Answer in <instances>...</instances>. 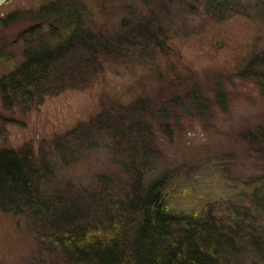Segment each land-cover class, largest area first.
I'll list each match as a JSON object with an SVG mask.
<instances>
[{
	"label": "rangeland",
	"instance_id": "1",
	"mask_svg": "<svg viewBox=\"0 0 264 264\" xmlns=\"http://www.w3.org/2000/svg\"><path fill=\"white\" fill-rule=\"evenodd\" d=\"M42 1L6 0L0 6V48L5 52L0 76L19 59V35L32 24L1 21L13 11L34 10ZM134 1L125 3L135 12L143 10V18L151 22L149 30L166 37V50L150 58L145 54L150 46L143 49L136 26L119 30L116 19H98L99 25L107 24L115 54L102 73L90 87L47 96L30 112H15L14 119L0 109V143L14 150L30 144L51 159L58 173L89 184L105 170L120 177L117 163L105 153V134L66 137L106 109L128 125L132 118L158 125L155 131L146 129L144 136L151 139L155 133L163 139L154 174L165 171L168 209H211L219 216H233L232 207L242 211V204H263L261 158L256 161L258 155L244 136L264 122V0ZM220 11L229 14L217 20ZM140 98L148 100L145 112L134 105ZM166 124L170 130L159 128ZM34 252L25 219L0 212V264H28Z\"/></svg>",
	"mask_w": 264,
	"mask_h": 264
},
{
	"label": "trees",
	"instance_id": "2",
	"mask_svg": "<svg viewBox=\"0 0 264 264\" xmlns=\"http://www.w3.org/2000/svg\"><path fill=\"white\" fill-rule=\"evenodd\" d=\"M104 3L118 7L107 10ZM132 7L125 0H43L34 10L1 19L4 25L32 24L19 35V59L0 76V109L14 119L15 112L28 113L47 96L90 87L115 55L107 24L99 25L98 19H116L119 30L136 26L143 49L150 46L144 49L150 58L164 52L166 37L149 30L143 10ZM216 14L220 20L229 13ZM134 105L145 112L149 103L140 98ZM129 124L102 109L67 132L66 137L81 138L100 132L109 140L104 150L121 176L105 170L90 184L58 173L30 144L14 150L0 143V212L25 219L35 249L28 264H264V202L242 204V211L232 207L233 216L168 209L167 176L154 174L163 139L144 136L157 124L138 118ZM159 128L170 130V125ZM244 138L264 171V122Z\"/></svg>",
	"mask_w": 264,
	"mask_h": 264
},
{
	"label": "water",
	"instance_id": "3",
	"mask_svg": "<svg viewBox=\"0 0 264 264\" xmlns=\"http://www.w3.org/2000/svg\"><path fill=\"white\" fill-rule=\"evenodd\" d=\"M6 0H0V6L5 2Z\"/></svg>",
	"mask_w": 264,
	"mask_h": 264
}]
</instances>
